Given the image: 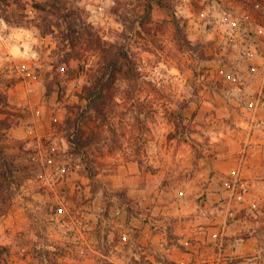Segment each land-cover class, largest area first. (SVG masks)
I'll return each instance as SVG.
<instances>
[{"label": "clouds", "instance_id": "9594fccd", "mask_svg": "<svg viewBox=\"0 0 264 264\" xmlns=\"http://www.w3.org/2000/svg\"><path fill=\"white\" fill-rule=\"evenodd\" d=\"M0 264H264V0H0Z\"/></svg>", "mask_w": 264, "mask_h": 264}, {"label": "rangeland", "instance_id": "374dc122", "mask_svg": "<svg viewBox=\"0 0 264 264\" xmlns=\"http://www.w3.org/2000/svg\"><path fill=\"white\" fill-rule=\"evenodd\" d=\"M12 117L11 116H9V119H11Z\"/></svg>", "mask_w": 264, "mask_h": 264}]
</instances>
